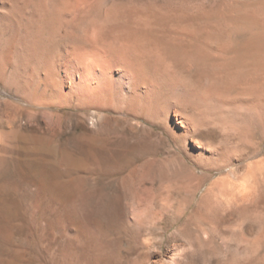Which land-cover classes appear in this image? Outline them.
<instances>
[{
	"label": "rangeland",
	"instance_id": "obj_1",
	"mask_svg": "<svg viewBox=\"0 0 264 264\" xmlns=\"http://www.w3.org/2000/svg\"><path fill=\"white\" fill-rule=\"evenodd\" d=\"M68 1L0 0V264H264V0L64 11L60 31L156 51L171 128L149 98L45 97L38 45Z\"/></svg>",
	"mask_w": 264,
	"mask_h": 264
},
{
	"label": "bare ground",
	"instance_id": "obj_2",
	"mask_svg": "<svg viewBox=\"0 0 264 264\" xmlns=\"http://www.w3.org/2000/svg\"><path fill=\"white\" fill-rule=\"evenodd\" d=\"M70 1L66 2L67 6L57 10L58 14L49 15L47 29L50 36L39 41L36 57H39L41 63L40 86L43 88L41 90L45 97L49 96L59 101L67 99L72 103L77 102L80 105L97 109L114 102L117 95H121L125 99L131 97L139 100L149 98L156 104V108L163 109L165 118L163 122L170 127L168 121L171 109L167 104L171 99L169 89L171 86L169 78L165 76L169 72L161 75L162 79L159 81L153 80L150 76L151 73H157L159 69L158 59L154 58L157 55L156 51L147 48L141 42L142 40L140 41L135 36L128 35V37L120 39L111 38L102 34L100 28H95L88 33L79 30L78 34L60 31V25L64 22L62 19L64 11L73 9L81 3L80 0H74V3H70ZM9 57L5 55L0 62L3 71H7V65L11 63ZM161 65L165 66L163 63ZM168 65L170 64H167V67ZM165 68L164 70H166ZM171 74L173 73L171 72ZM42 106L45 107V105ZM132 110L134 111V109ZM157 111L160 112V110Z\"/></svg>",
	"mask_w": 264,
	"mask_h": 264
}]
</instances>
